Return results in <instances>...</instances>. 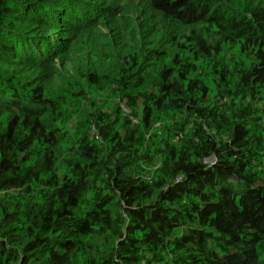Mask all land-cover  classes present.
<instances>
[{"label": "trees", "instance_id": "trees-1", "mask_svg": "<svg viewBox=\"0 0 264 264\" xmlns=\"http://www.w3.org/2000/svg\"><path fill=\"white\" fill-rule=\"evenodd\" d=\"M0 264H264V0H0Z\"/></svg>", "mask_w": 264, "mask_h": 264}]
</instances>
